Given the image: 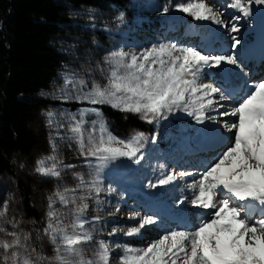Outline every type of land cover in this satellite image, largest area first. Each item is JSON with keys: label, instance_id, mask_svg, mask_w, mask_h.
Returning <instances> with one entry per match:
<instances>
[{"label": "snow or ice", "instance_id": "obj_1", "mask_svg": "<svg viewBox=\"0 0 264 264\" xmlns=\"http://www.w3.org/2000/svg\"><path fill=\"white\" fill-rule=\"evenodd\" d=\"M264 5V0H229L228 8L241 15L240 20L252 15V6ZM176 11L192 17L195 21H211L231 33H237V24L231 26L221 18V13L208 0H185L171 5ZM169 6L163 8L167 14ZM123 20V14L118 17ZM241 41L232 37V47ZM109 63L112 65L107 84L93 83L89 91L84 80L72 84L80 91L73 97L89 105H109L123 113L139 115L149 124L167 120L174 112H184L197 124L206 120L219 124L216 112L221 117H235L222 127L233 135L227 138V147L203 172L198 180L187 187L192 190L193 207L211 210L210 219L200 223L194 230H172L152 241L146 247L125 246L119 264H264V82L257 83L240 96L231 111L219 112L220 101L230 98L220 87L201 81L205 69L219 68L222 64L237 65L235 55L205 54L195 47H178L175 43H161L139 53L115 51ZM218 97V99H217ZM63 98H67V94ZM219 105V107H218ZM94 114L97 120L88 123L84 117ZM98 107L82 108L80 118H71L70 132L85 157H90L89 167L97 172L108 163L127 158L139 165L144 160L143 142L146 137L139 133L125 141L117 139L107 131ZM153 137V142H155ZM55 147V146H53ZM50 159H55L52 157ZM94 161V164H93ZM66 167H73L68 165ZM163 169V165L159 166ZM36 171L46 177L59 179L61 172L56 164L46 166L45 160L38 161ZM192 175L190 172L171 173L147 187L157 188L174 183L177 179ZM80 187L87 192L99 193L102 181L97 175L91 181L79 177ZM75 191V190H73ZM69 209L74 219L64 225L55 211L49 212V223L45 235L54 245L56 264H109V247L100 241L96 259H86L81 245L92 238L85 229L88 220L83 219L88 205L77 204V198L55 194ZM86 196L79 199L83 201ZM51 200V198H50ZM183 204L184 200L178 201ZM51 207V204H50ZM119 212V207L115 209ZM7 214V205L0 210V217ZM258 214V215H255ZM136 220L135 214L129 217ZM98 220L99 217L94 218ZM158 217L146 215L138 224L127 229L113 228L110 235L123 232L127 237L143 235L146 227L156 225ZM16 227L15 222H12ZM71 229V231H69ZM0 233L11 239L0 238V264H38L47 257L37 255L36 249L28 251L15 231L0 226ZM29 237L25 236L26 241Z\"/></svg>", "mask_w": 264, "mask_h": 264}, {"label": "rangeland", "instance_id": "obj_2", "mask_svg": "<svg viewBox=\"0 0 264 264\" xmlns=\"http://www.w3.org/2000/svg\"><path fill=\"white\" fill-rule=\"evenodd\" d=\"M181 2H185V0H128V4L124 7H112L105 11L94 8L69 7V25L71 26L65 34L56 39L65 60L50 87L39 92L38 98L42 102L39 103L30 123L31 129L37 137V145L29 157L16 160L15 175L0 177V210L5 204L7 205V214L0 217V226L7 228L10 232L15 231L21 237L22 242L27 245L29 252L35 248L36 252L32 253L34 260L38 254L47 257V261H40L38 264H56L54 245L45 235V229L49 223V212H56V215L64 222L62 226L70 224L74 219L69 212L73 206L69 204L68 208H65L55 195L57 192L68 198L76 197L77 204L88 205L83 219L89 221L85 225V229L92 239L80 247L83 249L86 259H96L95 254L99 250V242H105L109 247V264H119L125 246L146 247L168 227L167 223L157 222V227L154 225L146 227L143 230V235L139 237H127L123 232L110 235L113 228L127 229L137 225L138 218L146 216L139 206L136 209L137 200L140 199L135 198L138 194L146 196L145 194L149 192V187H147L149 182L155 183L160 179L156 177V174L161 170L159 166L163 162L167 163L168 168L177 167L179 173L190 172L192 175L177 179L176 181L179 183L167 190L166 194L161 191L163 186L155 188L154 196L159 197V194L162 193V201L171 202L177 193H182L189 203V211L192 213L194 209H197L191 204L193 193L187 186L201 177V166L203 165L200 161L203 157L190 155L180 160L181 164L174 163L175 159L179 157L178 153L172 155L170 162L166 158L174 152L176 147L180 146L178 145L180 141L174 142L176 135L187 137L189 132L193 133L198 130L200 124L180 111L170 114L167 120L148 123L150 129L148 132L131 130L128 134L119 135L112 130L107 118L102 115L107 131L117 139L127 141L135 135L143 133L146 140L143 142L142 150L144 160L139 165L127 158H120L108 163L97 172L95 167H89V161L92 158L81 154L79 146L71 139L73 134L69 130L73 123L71 120L73 116L79 119L82 108L96 106L74 99L73 97L80 89L73 90L72 84L66 85L65 83L66 79H71L74 83L84 80L86 87L83 91L85 92L92 88L93 83L105 86L112 68L109 60L113 52L122 49L125 52L139 53L161 43H175L178 47H195L205 54L235 55L239 58V67L226 64L231 69L229 71L224 66L225 64H222L219 68L205 69L201 77L204 73L207 76L215 75L216 77L211 81L215 82L214 86L220 87L221 90L223 88L222 80L226 84L229 81L235 83L233 85L229 83L225 89L234 88L236 83L244 85V88H249L253 82L249 78L252 66L248 59L251 55L264 52V40L259 38L261 24L262 26L264 24V14H261L263 15L262 19L252 11V15L235 20L234 17L241 14L236 13L235 9L227 7L229 0H208L214 9L221 13V18L226 24L231 26L232 23H235L240 28L239 32L231 33L228 28L211 21H203L205 22L204 28L199 27V21L176 11L171 6ZM165 6H169L167 14L163 13ZM121 14H123V20L118 19ZM193 27H197L198 39L187 37V41H182L186 34L195 33L189 31ZM200 31H202L201 34L214 32L215 35L217 34L216 36H219L220 33L221 36L218 37L214 51H203L202 47L206 43L200 41ZM233 36L241 41L240 47L233 48L231 46ZM261 64L264 65V62ZM263 72L259 75H264ZM261 79L264 81V76ZM211 81L202 82L211 84ZM65 94H67V98H63ZM239 98L240 96L237 97V99ZM237 99L229 98L225 101L235 104ZM84 119L88 122L85 125L88 128L92 121L97 120V117L90 113ZM206 127H208L207 124ZM153 137L156 138L155 142H153ZM52 157L55 159H50ZM40 160H45L46 166L56 164L61 172V177L56 179L39 174L36 168ZM68 165L73 167H66ZM97 175L102 181L99 185L102 190L98 194L94 191L89 193L80 187V176L91 181ZM18 178L30 181L32 201L40 214V221L24 216L17 189ZM126 188L130 190L129 195ZM151 189L154 191V188ZM173 193L175 196H172ZM81 196L87 198L81 201L79 199ZM123 204L126 205L125 208L121 207ZM117 206L120 209L119 212L115 210ZM198 211L194 215H197ZM133 214L137 216L136 220L129 218ZM96 217L99 219L95 220ZM12 222H15L16 227H13ZM169 231L166 230V233ZM25 236L29 237L26 241L24 240ZM0 238L11 239V237L4 236L3 233H0Z\"/></svg>", "mask_w": 264, "mask_h": 264}, {"label": "trees", "instance_id": "obj_3", "mask_svg": "<svg viewBox=\"0 0 264 264\" xmlns=\"http://www.w3.org/2000/svg\"><path fill=\"white\" fill-rule=\"evenodd\" d=\"M128 0H0V177L15 175L16 160L27 158L37 145L30 127L38 94L50 87L63 63L56 39L69 25V7L109 10ZM119 135L150 131L138 115L98 105ZM24 216L41 217L32 201L30 181L17 179Z\"/></svg>", "mask_w": 264, "mask_h": 264}, {"label": "bare ground", "instance_id": "obj_4", "mask_svg": "<svg viewBox=\"0 0 264 264\" xmlns=\"http://www.w3.org/2000/svg\"><path fill=\"white\" fill-rule=\"evenodd\" d=\"M252 11H254V13H256L257 15H259L258 17H260L261 14H264V5H256V4H253ZM236 13H238V12L236 11ZM238 14H240V13H238ZM198 26L199 27L201 26L202 28H204L205 22L199 21ZM190 30H191V32L194 31L195 32L194 33L195 35L192 34V33H188V34L185 35L186 36L185 38L184 37L182 38V41H187V39H188L187 37H190V38L195 37V38H197V35H196V34H198L197 27H193V28L189 29V31ZM201 32L202 31H200L199 39H200L201 42H205L206 43V44L205 43H202V44L207 45V47H206L207 50L206 51H208V52L214 51L213 49H215L216 42H215V40L212 39L213 38L212 35H215V33L214 32H211L213 34H211V33L208 34V32L207 33L205 32V33H202L201 34ZM259 38H262V41L264 40V24H263V26L261 24V32H260ZM180 41H181V38H180ZM263 49H264V43H263ZM203 51H204V49H203ZM241 51H242V48H241ZM237 60L239 61V58H237ZM248 60H249V64L251 63V66H252V69H251L252 72H251L249 78L251 79V81L253 83H252V85L249 88H244V85L241 86V85H239V83H236V86H234V89H233V92H232L233 95L230 96V99H237V97L242 96L243 94H246L252 88L253 85H255L257 83H260V82H264L261 79L262 76H264V75H259V74H261L263 72V69H264V65L261 64V62H264V52H262L260 54H256V55H251ZM224 66L226 68H228L229 71H231V69H229V67L226 64ZM249 73H250V70H249ZM212 74H213V72H212ZM214 77H216V76L215 75L207 76L204 73L203 77H201V81H205V80L211 81ZM214 83L215 82H212L211 81V84L214 85ZM221 83H223L222 90L224 92H225V87L227 85H229V83L231 85L235 84V83H233L231 81L227 82L228 84H226L224 82V80H222ZM225 95H229V94L227 92H225ZM217 99H218V97H217ZM237 101H238V99H237ZM236 102H235V104H236ZM219 104L220 105H223V107H219V105H218L219 112L231 111L232 108L235 106V104H232V103L230 104L229 102H226V101H220ZM209 115H217L218 116V119L220 120V123L219 124H215V123H212L210 120H207L206 123L199 125V128H197L198 130H196L193 133L192 132H189V134L192 133V135H190V136L187 135V137H178L177 140L175 139L174 142L175 141H178L180 139V143L178 144L180 146L176 147V149L174 150V152L171 153V155L166 158L167 161L170 162V160L172 158V155H174V153L176 151H179V154H183L185 150L186 151H192L193 152L192 155H199L201 158L203 157V159L200 161V163L203 165V166H201V170H202L201 171V175H202L203 172L206 170V168L211 163L214 162V160L222 153V151H224L226 149V147L228 146L227 145V138L230 137V136H232L233 134L232 133H229L226 129H224L222 127V125L225 122H229L230 123L233 120H235L236 118L235 117H221L216 112H211V113H209ZM206 124L208 125V127H206ZM208 135H210V137L209 138H206V136H208ZM200 136H204V138H206V139L202 138V140L200 142L199 141H196ZM184 138H186V139H184ZM186 145L188 147H186ZM156 157H159V155H156ZM174 163L175 164L176 163H180L181 164L180 161L179 162L176 161ZM162 164H163L164 167H163V169H161L160 171H158V174H156V177L162 178V175L163 176H167V175H169V174H171L173 172H175L177 174L179 173V169L177 167H169L168 168L166 162H163ZM148 189H149V192H148L149 194L146 193L145 194L146 196H144L143 194H138L136 196L135 199H140V200H137L138 202H137V208L136 209H138L140 207L141 210L145 213V215H153V216H156V217H158V222H163V223H167L168 224V227L164 229L165 231L160 232V234L156 237V239H158L161 236H163L166 233V230L167 231L168 230L172 231L174 229H177V230L186 229L187 231L194 230L200 223L205 222V221H207V220H209L211 218L210 215H209V213H210L211 210H203V209H198L197 208V209H194L192 211V213H191L189 211V209H188V210H186V212H187L186 215H187V217L189 219L188 222L186 221V226L187 227L177 226V222H180L179 219L176 218V221L175 222L168 220V218H169L168 212L169 211L167 210L166 204L172 205L171 206L172 210H179L180 207L177 206V204L176 205H173V202L172 201L171 202H163L162 201V204L165 206L163 209H165L166 212L165 211H161V209L154 208L153 207V203H151V202L153 200L152 197H155L154 196V194H155V188H154V191L151 188H148ZM121 190H123V188H121ZM126 191H127L128 195H129L130 194V190H128L126 188ZM148 196L151 197V198H148L149 201H147L145 199ZM164 196L166 197L165 194H164ZM156 198L159 199V200H162V196L161 197H156ZM169 200H167V201H169ZM185 203H186L187 206H189L188 205L189 203L187 201ZM125 206L126 205L123 204L121 207L122 208H125ZM197 210H199L198 211L199 213L197 215H194ZM255 215H258V214H255ZM179 218L186 219V216L179 215ZM128 220H130V219H128ZM138 221H139V218L137 219V222ZM154 226L157 227V224L154 225Z\"/></svg>", "mask_w": 264, "mask_h": 264}]
</instances>
